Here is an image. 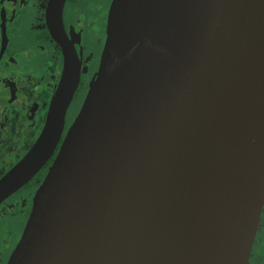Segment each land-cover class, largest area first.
Masks as SVG:
<instances>
[{
  "label": "water",
  "instance_id": "95a60500",
  "mask_svg": "<svg viewBox=\"0 0 264 264\" xmlns=\"http://www.w3.org/2000/svg\"><path fill=\"white\" fill-rule=\"evenodd\" d=\"M66 0H52L63 40ZM112 0L99 70L7 264H247L264 206V0ZM0 206L59 146L74 46Z\"/></svg>",
  "mask_w": 264,
  "mask_h": 264
},
{
  "label": "flooded vegetation",
  "instance_id": "af4514ba",
  "mask_svg": "<svg viewBox=\"0 0 264 264\" xmlns=\"http://www.w3.org/2000/svg\"><path fill=\"white\" fill-rule=\"evenodd\" d=\"M51 2L0 0V178L29 152L43 130L63 74L64 43L75 47L81 62L80 84L68 108L59 146L41 171L8 198L14 199L20 213L29 212L26 222L34 206L35 194L50 171L99 70L112 4V0H66L62 25L59 26L64 35L63 40H59L51 28ZM81 96H84L82 105L75 108L74 104ZM4 143H13V149L16 143H30V146L18 158L15 157L12 165L5 167L6 160L11 159L15 152L6 151ZM9 236V239L13 237L10 227ZM19 240L10 251L5 245L7 241L0 242L4 245L0 248V264L8 263ZM3 253L7 255L4 262L1 261ZM247 264H264V206Z\"/></svg>",
  "mask_w": 264,
  "mask_h": 264
},
{
  "label": "rangeland",
  "instance_id": "374dc122",
  "mask_svg": "<svg viewBox=\"0 0 264 264\" xmlns=\"http://www.w3.org/2000/svg\"><path fill=\"white\" fill-rule=\"evenodd\" d=\"M84 100V96L78 97L75 102V108H79L82 105ZM30 143H16V146L13 149V143H4L3 148L8 150H14L15 155L11 159H7L5 167H9L12 165V162L16 159L15 157H19L28 147ZM29 212L25 211L23 213L19 212V208L14 205V199H8L1 207H0V242H5L6 247H8L9 251L14 246V243L20 239V236L23 234L26 220L28 218ZM10 227V232L13 235L11 239L8 237V229ZM8 238V239H7ZM1 246H4L0 243ZM6 254L3 253L2 260L5 261Z\"/></svg>",
  "mask_w": 264,
  "mask_h": 264
},
{
  "label": "bare ground",
  "instance_id": "6f19581e",
  "mask_svg": "<svg viewBox=\"0 0 264 264\" xmlns=\"http://www.w3.org/2000/svg\"><path fill=\"white\" fill-rule=\"evenodd\" d=\"M141 2H142V5H143L145 11L148 13L150 11V9H151L150 0H141Z\"/></svg>",
  "mask_w": 264,
  "mask_h": 264
}]
</instances>
